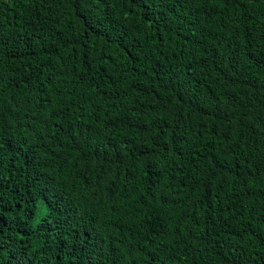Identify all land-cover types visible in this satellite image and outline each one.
Instances as JSON below:
<instances>
[{"label": "trees", "instance_id": "trees-1", "mask_svg": "<svg viewBox=\"0 0 264 264\" xmlns=\"http://www.w3.org/2000/svg\"><path fill=\"white\" fill-rule=\"evenodd\" d=\"M0 264H264V0H0Z\"/></svg>", "mask_w": 264, "mask_h": 264}]
</instances>
